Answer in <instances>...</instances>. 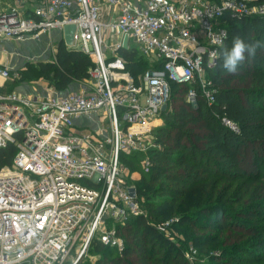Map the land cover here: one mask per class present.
Instances as JSON below:
<instances>
[{
  "label": "built area",
  "instance_id": "built-area-1",
  "mask_svg": "<svg viewBox=\"0 0 264 264\" xmlns=\"http://www.w3.org/2000/svg\"><path fill=\"white\" fill-rule=\"evenodd\" d=\"M263 18L252 0H0V44L38 41L77 27L73 51L93 68L80 89L22 96L7 91L18 71L0 62V264H77L92 244L121 253L117 229L146 218L123 156L159 148L154 132L169 109L170 85L209 107L212 70L227 31L224 17ZM152 62L136 77L120 56ZM3 46V47H4ZM166 106V111L162 108ZM222 124L238 134L226 119ZM134 191L131 196L130 191ZM173 220L156 225L166 234Z\"/></svg>",
  "mask_w": 264,
  "mask_h": 264
},
{
  "label": "trees",
  "instance_id": "trees-1",
  "mask_svg": "<svg viewBox=\"0 0 264 264\" xmlns=\"http://www.w3.org/2000/svg\"><path fill=\"white\" fill-rule=\"evenodd\" d=\"M252 4L264 5V0H252ZM221 21L227 38L214 68L207 72L213 105L208 107L200 97L190 105L184 98L187 87L170 85L169 109L154 132L159 148L147 154L148 170L142 171L139 164L145 156L121 159L131 174H137L133 186L147 216L131 218L118 227L124 244L121 253L93 243L91 248L104 254L95 264H186L181 249L156 230L157 224L174 219L198 252L226 247L237 259L235 264L243 263L252 241L264 239L260 224L264 221V157L259 155L261 151L264 156V46L234 73L221 67L235 38L264 44V19L227 16ZM119 54L132 77L149 68L133 50ZM92 68L87 56L60 42L54 62L39 64L32 74L49 79L51 89L64 93L73 84L87 81ZM222 119L236 125L238 134L225 127ZM248 149L256 158V173L243 168V152ZM13 155L12 146L0 150V167L10 166ZM241 216L252 223H242ZM204 217L209 222L202 221ZM251 264H264V253Z\"/></svg>",
  "mask_w": 264,
  "mask_h": 264
},
{
  "label": "rangeland",
  "instance_id": "rangeland-1",
  "mask_svg": "<svg viewBox=\"0 0 264 264\" xmlns=\"http://www.w3.org/2000/svg\"><path fill=\"white\" fill-rule=\"evenodd\" d=\"M61 39L62 36L57 32H54L50 35L41 37V39L38 41H14L8 43L6 47H3L4 44H0V60L5 61L7 66L13 68L14 70H17L19 75L18 79L14 80L8 86L7 91L10 93L14 92L22 96L49 94L50 92H53V88L51 89L52 83L49 81V79L47 80L45 78L37 77L36 75L32 74V71L36 69L39 64L54 62L56 49L58 44L61 42ZM44 47L47 48L44 50ZM36 53L37 56L33 57L34 55H36ZM19 58H22L23 60L18 61ZM136 58H140L141 60L146 61L147 68L152 66V62L144 58L142 55L138 54ZM21 63H23L24 65H21ZM78 89H80L79 85L73 84L67 91H75ZM259 155L261 157H264L262 156L263 154L261 153V151L259 152ZM255 159L256 158L252 154L251 149L245 150L243 152V168H245L247 172L256 173L257 167L254 164ZM121 166L128 169L124 164H121ZM140 168L145 172V170H143L144 168L141 165ZM136 179L137 174H134L132 179L130 181H126V183L128 185H133V182ZM236 209L240 208H234V210ZM239 213L241 215V210L239 211ZM208 219L209 218L204 217L202 218V221L209 222ZM238 219H240L239 221L241 222L243 221L242 223L248 222V225L252 223L249 222L252 220L246 217L243 218L241 216V218ZM177 223L178 219H174L170 227H167L165 237L168 238V240L174 243L177 247H179V249H181L186 264H235L234 262H237V259L234 258V256L226 247L223 248V250H213L210 248L207 252H198L197 249H194L190 245V239L187 235H185V228H182L181 230ZM260 224L264 226V221L260 222ZM120 234L121 233H119L118 231L117 236H119ZM187 234L189 235V233ZM263 244V236H260L252 241L251 247L247 249L248 254L242 256V264H251V262L255 263L256 257L264 253ZM103 256L104 254L101 251H96L95 249L90 248L84 258L81 260V264H95V261ZM130 264H134V261H131Z\"/></svg>",
  "mask_w": 264,
  "mask_h": 264
},
{
  "label": "clouds",
  "instance_id": "clouds-1",
  "mask_svg": "<svg viewBox=\"0 0 264 264\" xmlns=\"http://www.w3.org/2000/svg\"><path fill=\"white\" fill-rule=\"evenodd\" d=\"M264 46L260 41L245 43L243 39L237 37L233 40L232 47L224 53L221 67L228 73L236 72L238 66L246 58L256 55L257 49Z\"/></svg>",
  "mask_w": 264,
  "mask_h": 264
},
{
  "label": "water",
  "instance_id": "water-1",
  "mask_svg": "<svg viewBox=\"0 0 264 264\" xmlns=\"http://www.w3.org/2000/svg\"><path fill=\"white\" fill-rule=\"evenodd\" d=\"M77 27L75 25H65L62 28V39L61 42L68 50H73L75 47V34H76ZM122 50L127 51L128 50V37H125L122 44ZM162 111H166V106L162 108ZM131 196L134 195V191H130ZM79 263V262H78ZM77 263V264H78Z\"/></svg>",
  "mask_w": 264,
  "mask_h": 264
},
{
  "label": "crops",
  "instance_id": "crops-1",
  "mask_svg": "<svg viewBox=\"0 0 264 264\" xmlns=\"http://www.w3.org/2000/svg\"><path fill=\"white\" fill-rule=\"evenodd\" d=\"M41 39V38H40ZM39 39V40H40ZM4 47H6V45L4 46ZM47 47H44V50L46 49ZM35 56H37V53H36V55H34L33 57H35ZM27 58H31V57H27ZM21 60H23L22 58H19V60L18 61H21ZM1 61V60H0ZM3 64H6L5 63V61H1ZM24 63V62H23ZM23 63H21V65L23 64ZM7 65V64H6ZM24 65V64H23ZM13 69V68H12Z\"/></svg>",
  "mask_w": 264,
  "mask_h": 264
}]
</instances>
